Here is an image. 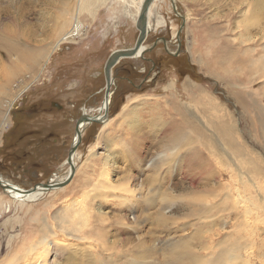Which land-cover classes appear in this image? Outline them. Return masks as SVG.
<instances>
[{"label": "rangeland", "instance_id": "374dc122", "mask_svg": "<svg viewBox=\"0 0 264 264\" xmlns=\"http://www.w3.org/2000/svg\"><path fill=\"white\" fill-rule=\"evenodd\" d=\"M94 1L83 5L91 14L80 25L82 33L52 52L73 27L77 0H65L56 10L59 0H54L49 15L37 2L21 11L16 2L0 0V32L9 36L10 29L16 32L14 41L27 36L31 43L19 60L0 48V174L25 190L68 173L65 161L76 121L88 109L93 117L99 114L111 54L134 48L140 37V0ZM253 3H152L149 20L164 24L147 35L142 56L122 59L113 67L109 121L86 127L72 181L34 201L12 199L0 186V264H21L38 255H43V264H70L64 218L77 208L88 211L89 224L80 233L90 237L86 245H103L105 251L98 256H113L99 258V264H132L134 256L145 252L153 257L146 264H178L185 257L176 256L181 250L171 257L166 249L171 243L191 238L195 252L212 247L217 253L229 234L249 235L246 228L251 235L242 243L245 255L264 256V77L248 65L264 58V12L260 15ZM63 10L67 18L60 16ZM11 100L9 123L3 125ZM219 117L241 154L219 141L213 127ZM183 135L193 143L188 137L179 143ZM191 154L197 164H211L208 173H187L185 160ZM100 181L108 189L93 195ZM222 190L236 201L239 197L243 211L230 197L224 205L226 222L208 230L205 238H193L198 226L187 225L198 221L205 205V213L217 214L220 207L202 200ZM159 209L171 218L158 217ZM244 218L251 228L244 223L238 227ZM44 238L55 243L50 251L41 243ZM96 251L85 254L96 256ZM252 263L264 264L257 259Z\"/></svg>", "mask_w": 264, "mask_h": 264}, {"label": "bare ground", "instance_id": "6f19581e", "mask_svg": "<svg viewBox=\"0 0 264 264\" xmlns=\"http://www.w3.org/2000/svg\"><path fill=\"white\" fill-rule=\"evenodd\" d=\"M44 1L45 0H12V2H16V4H18L20 6V10L21 11H22V8L25 7V5L33 4V3L37 2V3H39V5L41 7H46V14L49 15L51 13V11L53 10V8H54V4H55L54 0H46L45 2ZM93 1L94 0H77L79 6L76 8L77 15H76V20L73 23V27L72 28L70 27L71 30H69L65 35H63L62 38L55 45H53L54 48H53L52 52L56 51L58 49V47L61 46L62 44L68 42L69 40H71L75 36H79L82 33V29H81L80 25H82V27H84L85 20L91 14V13L87 12L86 9H84L83 5L84 4H88V3L90 4V2H93ZM97 1L101 2L103 0H97ZM154 1H156V0H153L152 3H154ZM64 2H65V0H59V2L55 4L56 5L55 10L60 5H61L60 7H62ZM152 3H151V5H152ZM140 4L143 7L141 8V11L139 13V17L136 20V26H137V28L139 30H141L140 37H139V39L137 41V43L140 42V44H139V49H138L137 53H135V55H132L131 59H137L141 55V52H143L146 49H148V47H146L144 44H142V43H144L145 38L147 37V35L151 31H154L157 27H159V26L164 24L163 21H159L157 25H153L151 23V21L149 20V14H151L150 13L151 5L149 6V9H148L149 11L147 10V12H145L143 10H144V8H145V6L147 4V0H140ZM254 5H255L254 6L255 9H257L259 11L260 15H261V11L264 12V0H255V4ZM65 12L66 11L63 10V13L60 16L61 17H66L67 13H65ZM261 17L262 16H260V18ZM62 19H64V18H62ZM68 20H69V18H68ZM258 22L260 23V21H258ZM8 26H7V30L9 28ZM27 26H29V25H27ZM260 31L263 33V35H262L260 40H262V39L264 40V29H261ZM8 32H10L9 36H7V34H2V32H0V48L3 49V51H5L8 54L7 55L8 57H11V58L15 57V58H17L19 60V58H18L19 57V53L20 52L24 53L25 51H27L28 47L31 46L30 45L31 43L28 42L27 36H24L25 38H24L23 42H17V39H15V41H16L15 42L13 40V38H14V36H16V32L11 31L10 29H9ZM143 36H145L144 39H142ZM9 39H11V40H9ZM248 40L249 41H253V40L256 41L257 39L253 38L252 36H248ZM132 49H130V50H132ZM130 50H123V51L119 50L118 52H114L113 54H111V56L109 58L108 66H106V75H107V79H108L107 80L106 92L108 90L110 91L109 92L110 93L109 94L110 97H111V89H112V86L114 84V79H113V75H112L113 67L115 65H117V63H118L117 62L118 60H116V59H118L119 55L129 54ZM16 55H17V57H16ZM248 65L250 66L251 70H254L253 72L255 74L259 75V78L260 77L261 78L264 77V58H263V56L262 57L260 56L259 60H251L248 63ZM106 92H105V94H106ZM110 97H109V103L106 102L105 98H104L103 105L100 107L98 115L93 117L94 115H91L92 110H89V109L85 110L84 115L89 116L91 118H94L96 120H102V123L108 122L109 121L108 119L110 117V113H109ZM14 101L15 100L8 101L6 106H5L6 107V115H5V123L3 125H6V124L9 123V112H10V110L13 107ZM103 112L105 113L104 115H103ZM78 121H79V119L76 122V128H75V131H76L75 143H73L71 146H73L75 144H78V146H79L80 142L82 140V135H83L86 127L88 125H90V124H95V123H92L91 121H84V120L80 121L79 124H78ZM222 121H223V118H221V117L217 118L216 119V123L213 126V127H215L214 129H215L216 133L219 135V138H220L219 141L222 142L224 145H228V146L232 145L233 148L235 149V153L241 154V152L239 150V146L235 144V139L229 133V129H227L225 126H223L221 124ZM102 123H100V124H102ZM77 129H78V131H77ZM208 129L209 128L206 127V131L207 132L209 131ZM187 137L190 138V139H188L189 142L193 143V140H192L191 136H189V135L186 136V137L183 135L182 138H180L181 140H179V143H181L183 140L187 141ZM76 152H74L72 154V161L71 162H68V159L65 161V164H69L68 173L65 176H58L57 174L54 175V177L50 181L51 184H60L62 182H65L71 176V174L76 171L77 164L74 162V159H75L76 154H77ZM199 162H198L199 164H197L196 158H195V156H192V154L187 156L186 160H185V163H187V167H186L187 168V173L191 174L194 177H197L196 174L194 173V171H198L200 174L208 173L209 172V168H211V164L209 162H207V160H204V161L200 160ZM1 177L2 176H0V178ZM102 180H103V178H102ZM1 182H2V180H1ZM6 183L9 184L10 187L14 188V184L12 182L7 181ZM192 184H196V182H192ZM36 187H37V190H35V191H28V190L25 191L23 189H18L17 188L16 190H13L11 192H9L10 190L9 191H5V193L10 198L16 199L18 201H34V200L38 199L40 196H42L43 194H45V192H46L45 190H47V189H43L41 187V184L37 185ZM6 189H7V187H6ZM59 189H62V188H59ZM105 189H108V187H106V183L104 181H100L99 184L96 183L94 185V189L92 190L91 193H93V195H95V194L101 193ZM55 190H57V189H55ZM50 191H53V190H50ZM160 194H162V193H160ZM163 196H164V198H168L167 194L163 195ZM88 197H90V196H88ZM230 197H232V199H233L232 201L234 202V207L237 208L239 211L242 210L243 206H241L242 203L239 201V197L237 199L239 201L238 202V201H236L237 197H235L234 195L230 196L228 193H225L223 190L220 191L219 194L216 197H214V198L212 197V199L210 197L209 199H203L202 200V202H205V203H202V204H209L211 206L213 204H215L217 207H219V206L220 207L217 210V214L213 213V212L205 213V210H206V212H208V210H209L208 206L205 205L204 206L205 210L199 212V214L201 216L199 217L198 221L195 220L192 223H189L187 225V228L195 227V225L198 226V228L195 229V233L193 235V238L194 237H197V238L201 237L202 238V237H204V235H206V232L208 230H210L211 228L213 229L215 225L220 226L219 225L220 222H223V223L226 222L227 219H226V216H225V214H226L225 212H227L228 209L225 210L224 209V205L227 206V202L230 200ZM86 199H88V198L86 197ZM217 199H218V202H217ZM150 202H152V201L149 200L148 203H150ZM81 203H83V202H81ZM169 208L171 209V207H169ZM165 211L166 210H164V209H159L157 211V215L160 218H163V217L166 216L168 218L167 219V221H168L169 218H171V217H168L167 215H165L167 213V212L165 213ZM245 211H246V209H245ZM87 213H88V211H86V209L77 208L76 211H74L73 213L70 212V214L67 217L64 218V222H66V224H65L66 230H65V233H64L65 237H66V239H65L66 243H64V244H65V250L69 253V256H66V257H67V261L70 264H96L97 262L100 261L99 258H101V257L102 258L103 257L107 258L109 260L113 258V256L111 255L112 253L109 254L111 256H108V254L106 256H105V254H104V256H98L99 253H101V255H102V253L105 251V248H104L103 245H100L99 248L96 247L93 244L89 245V243H88V245H86V242L88 241V239L90 240V237L88 238L85 235L82 236V234H80V233H82L83 230L89 224L88 218L86 216ZM249 213H248V215L247 214H245V215L249 216ZM245 218L248 221L250 220L249 217H245ZM245 218H244V221L243 220L240 221V224L238 225V227L243 228V223H244V225H247L249 228H251L250 222H248ZM240 219H241V217H240ZM159 220L162 221V219H159ZM237 220H235V221H237ZM138 221H137V224L139 225ZM199 225H201V226L199 227ZM253 225H254V223H253ZM221 226H223V224H221ZM130 227H132L135 230V229H137L138 226H130ZM222 230H224V229H222ZM245 230H246L245 231L246 234L251 235L250 231L247 228ZM211 233H212V231H211ZM215 235L219 236L221 234L219 232V233H215ZM249 235H244V236L240 235L241 237L240 236H237V237L234 236L233 237V235L231 236V234H229V239H226V241L223 240L224 245L220 248V250L217 253H212V251H213L212 247H204L203 248V250H204L203 254L195 252L193 247H191L190 244H189L191 238H190V240H187V241H183V240H181L179 242L175 241V242L171 243L170 245H168L166 247V249L171 250V252H172L171 257L175 255V251L181 250V254H180V252H178L176 254V256H180L181 255L179 257V259L184 258V257H185V259L183 261L178 262V264H253L252 261L255 260V259L260 260L261 262H264V256H247V255H245V253L247 252V248L242 243H243L244 238L246 239V238L250 237ZM213 236H214V234H213ZM167 242H169V241H167ZM41 243L44 246V249H47V250L50 251V249H51L50 247L53 246L54 241L50 240L49 238H44ZM143 244H144V242H141L140 246H142ZM142 247L145 248V245H143ZM94 249H97V251L94 252V253H97V255L95 256V254H92L93 256H95V261L96 262H94V260H91V258L93 256H86V254H85V252L87 250H88V252H91V251L93 252ZM113 251H115V250H113ZM134 251H136V250H134ZM144 251H147V250L146 249L142 250V252H144ZM138 253H141V252L138 251ZM186 254H188V256H184ZM151 258H153V257L151 255L150 256H146V252H145L143 255L134 256V259H133L134 262H132V264H146L145 260H150ZM43 260H44L43 259V255H38V256H34L31 259H27V260L22 261L21 264H43ZM104 261L105 262L102 263V264H109L110 263V262H106V260H104ZM45 263H46V261H45ZM97 264H99V263H97ZM147 264H149V263H147Z\"/></svg>", "mask_w": 264, "mask_h": 264}, {"label": "water", "instance_id": "95a60500", "mask_svg": "<svg viewBox=\"0 0 264 264\" xmlns=\"http://www.w3.org/2000/svg\"><path fill=\"white\" fill-rule=\"evenodd\" d=\"M152 1L153 0H147V4H146V6H145V8H144V10L143 11H145V12H147V10L149 9V6L151 5V3H152ZM144 37L145 36H143V38L142 39H144ZM141 39V40H142ZM140 40V41H141ZM139 44H140V42H138L137 44H136V46L132 49V50H130V52H129V54H126V55H119L118 56V59H116V60H118L117 62H119L120 60H122V59H127V58H131L132 57V55H135V53H137V51H138V49H139ZM146 51V50H145ZM145 51H143V52H141V55L140 56H142L143 54H144V52ZM110 91L108 90L107 92H106V94H105V101L106 102H108L109 103V93ZM91 121L92 123H102V120H96V119H94V118H91V117H89V116H86V115H82L80 118H79V121H78V124H79V122L80 121ZM77 131H78V129H77ZM80 135V134H79ZM78 144H75V145H73V146H71V148H70V152H69V157H68V162H71L72 161V154L74 153V152H76L77 151V149H78ZM73 176H74V172L71 174V176L65 181V182H62V183H60V184H51V183H46V184H41V187L43 188V189H47V190H45V191H50V190H55V189H59V188H63V187H65L66 185H68L71 181H72V179H73ZM0 186H1V188H3V190H5L6 189V185H3V183L1 182V180H0ZM35 190H37V187H35V188H33V189H31V190H28V191H35Z\"/></svg>", "mask_w": 264, "mask_h": 264}, {"label": "flooded vegetation", "instance_id": "af4514ba", "mask_svg": "<svg viewBox=\"0 0 264 264\" xmlns=\"http://www.w3.org/2000/svg\"><path fill=\"white\" fill-rule=\"evenodd\" d=\"M83 114H84V113H83ZM83 114H82V115H83ZM75 128H76V126H75ZM75 136H76V131H74V137H73L72 144L75 143ZM82 137H83V136H82ZM80 144H81V143H80ZM0 176H2V177L0 178V180H2V183H3L4 185H6V187H7V189H5L4 192H5V191H9V190H10L9 192H11V191H13V190H16L17 188H18V189H23L21 186H19V185L16 184V183H13V184H14V188H13V187H10L9 184L6 183L7 180L4 178V176H3L2 174H0ZM58 176H59V175H58ZM52 178H53V177H52ZM52 178L48 181L49 183H50V181L52 180ZM4 179H5L6 181H5ZM36 186H37V185H36ZM23 190H25V189H23ZM25 191H26V190H25Z\"/></svg>", "mask_w": 264, "mask_h": 264}, {"label": "crops", "instance_id": "0c3cea01", "mask_svg": "<svg viewBox=\"0 0 264 264\" xmlns=\"http://www.w3.org/2000/svg\"><path fill=\"white\" fill-rule=\"evenodd\" d=\"M138 39H139V37H137V39H136V42H135V44H134V45H136V43H137ZM134 45H133V46H134ZM133 46H132V47H133ZM132 47H131V48H132ZM129 49H130V48H129ZM124 50H128V49H124ZM115 52H116V51H115ZM76 122H77V121H76Z\"/></svg>", "mask_w": 264, "mask_h": 264}]
</instances>
